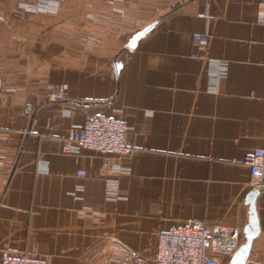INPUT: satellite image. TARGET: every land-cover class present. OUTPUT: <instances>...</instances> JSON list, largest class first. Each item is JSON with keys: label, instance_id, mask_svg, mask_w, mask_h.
<instances>
[{"label": "crops", "instance_id": "crops-1", "mask_svg": "<svg viewBox=\"0 0 264 264\" xmlns=\"http://www.w3.org/2000/svg\"><path fill=\"white\" fill-rule=\"evenodd\" d=\"M36 1L0 0V260L9 251L49 264H153L161 230L202 221L243 232L245 158L264 144V0L22 7ZM216 60L230 70L213 91ZM94 114L123 119L137 150L64 152L61 140ZM256 207L246 264H264L262 191Z\"/></svg>", "mask_w": 264, "mask_h": 264}, {"label": "built area", "instance_id": "built-area-1", "mask_svg": "<svg viewBox=\"0 0 264 264\" xmlns=\"http://www.w3.org/2000/svg\"><path fill=\"white\" fill-rule=\"evenodd\" d=\"M61 0H39L25 2L22 7L35 12L56 11ZM197 39L205 43L206 39ZM230 65L226 61H213L209 74L210 89L215 91L220 78L227 77ZM4 85V75L0 72V93ZM56 97L62 99L61 90ZM127 123L117 117L102 114L89 115L78 128L70 129L60 144L66 153H78L81 147L90 148L106 154L125 155L137 150L128 137ZM250 166V185L253 189L264 192V144L257 147L245 158ZM112 170L122 173L128 168L113 165ZM85 175L84 171H80ZM108 193L112 198L118 194L117 183H109ZM243 232L235 226L207 225L202 221H189L187 224L161 230L153 264H218L219 255L233 256L243 241ZM0 264H49L45 257L29 254H15L6 251Z\"/></svg>", "mask_w": 264, "mask_h": 264}, {"label": "water", "instance_id": "water-1", "mask_svg": "<svg viewBox=\"0 0 264 264\" xmlns=\"http://www.w3.org/2000/svg\"><path fill=\"white\" fill-rule=\"evenodd\" d=\"M156 23H151L136 32L132 38L129 40L126 47L134 48L136 47L138 41L146 36L154 27ZM120 63H118L117 67H120ZM260 194V190L252 189L247 195L246 202L249 204V217L248 222L243 229L244 241L241 243L237 251L231 257V264H246L248 258L250 256L252 244L255 238H257L260 234V220L256 207V198Z\"/></svg>", "mask_w": 264, "mask_h": 264}, {"label": "rangeland", "instance_id": "rangeland-1", "mask_svg": "<svg viewBox=\"0 0 264 264\" xmlns=\"http://www.w3.org/2000/svg\"><path fill=\"white\" fill-rule=\"evenodd\" d=\"M243 241H244V237H243ZM243 241H242V242H243Z\"/></svg>", "mask_w": 264, "mask_h": 264}]
</instances>
